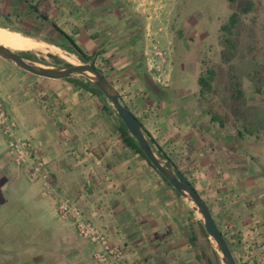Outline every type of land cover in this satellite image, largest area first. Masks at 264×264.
Returning a JSON list of instances; mask_svg holds the SVG:
<instances>
[{"label": "crops", "instance_id": "obj_1", "mask_svg": "<svg viewBox=\"0 0 264 264\" xmlns=\"http://www.w3.org/2000/svg\"><path fill=\"white\" fill-rule=\"evenodd\" d=\"M0 21L60 52L77 55L70 39L94 56L93 64L156 147L204 199L237 263L251 258L260 264L251 254L255 245L264 253V171H254L251 131L254 94L244 106V93L236 107L231 91L229 107L214 88L211 95L200 93L201 71L195 86L186 88L175 83L172 66L167 81L157 82L147 67L146 18L130 0H0ZM86 81L81 75L37 76L0 57V100L18 134L33 140L62 192L127 258L208 264V237L193 205L125 142L131 136L115 109ZM93 250L57 217L55 198L44 196L41 183L15 166L0 135V264H35L36 258H43L40 264H96Z\"/></svg>", "mask_w": 264, "mask_h": 264}, {"label": "rangeland", "instance_id": "obj_2", "mask_svg": "<svg viewBox=\"0 0 264 264\" xmlns=\"http://www.w3.org/2000/svg\"><path fill=\"white\" fill-rule=\"evenodd\" d=\"M244 1L130 0L146 18L147 58L153 52L152 45L157 43L165 53L168 72L172 66L171 74L175 83L184 85L186 88L195 86L197 73L206 65H211L216 71L214 92L219 93L222 104L230 107L233 103L230 98L231 74L237 77L247 96L244 106L249 105L248 96L254 94L252 118L254 123L249 122L254 124L251 125L254 128L251 130H254V171H264V0H252L254 9L242 15L236 27L237 35L233 36L236 49L230 62L225 61L221 56L222 46L218 31L219 26L226 21L230 13L238 9ZM0 26L29 37L14 30L16 26L13 24L0 21ZM36 40L40 42L37 47L15 50L30 51L36 57L33 61L39 65H63L61 62L79 63L77 55L60 53L59 49L56 48V51L52 43L43 38L36 37ZM48 54L58 57L60 64H57ZM257 83L260 90L256 88ZM230 238L233 243L237 242L235 237ZM210 240L205 239L210 259L213 264H221L217 257L218 249ZM259 242L261 245V241ZM256 248L255 245L254 250ZM254 250L251 253L252 256L258 255L257 262L264 264L263 251L259 254L260 250ZM42 251L40 247L35 248L36 255L41 254ZM41 259L36 258L35 264L42 263L43 258ZM248 261L249 264H253L251 258Z\"/></svg>", "mask_w": 264, "mask_h": 264}, {"label": "water", "instance_id": "obj_3", "mask_svg": "<svg viewBox=\"0 0 264 264\" xmlns=\"http://www.w3.org/2000/svg\"><path fill=\"white\" fill-rule=\"evenodd\" d=\"M18 51L22 50H13L0 44V57L13 62L19 68L34 75L52 79L81 75L93 83L101 91L103 97L111 103L130 136L136 141L138 147L143 151L152 166L156 168L176 192L183 195L193 205L201 219L208 239H211L210 241H212L218 249L217 257L220 263L238 264L224 233L212 216L204 199L182 172L164 155L161 149L156 147L154 139L147 134L140 120L130 111L127 104L120 97L118 91L100 72L95 64L88 61H81L78 64L69 63L57 66L39 65L31 59L23 58L18 54Z\"/></svg>", "mask_w": 264, "mask_h": 264}, {"label": "built area", "instance_id": "obj_4", "mask_svg": "<svg viewBox=\"0 0 264 264\" xmlns=\"http://www.w3.org/2000/svg\"><path fill=\"white\" fill-rule=\"evenodd\" d=\"M152 51L147 58V67L157 82L165 83L169 74L166 69L165 53L157 43L152 45ZM0 135L6 140L7 149L15 166L22 168L29 180L41 183L44 196L55 198L57 217L70 222L77 235L93 246V259L96 264H140L127 258L124 250L111 241L106 231L94 225L77 203L62 192L55 176L36 150L33 140L18 134L17 123L1 100Z\"/></svg>", "mask_w": 264, "mask_h": 264}, {"label": "trees", "instance_id": "obj_5", "mask_svg": "<svg viewBox=\"0 0 264 264\" xmlns=\"http://www.w3.org/2000/svg\"><path fill=\"white\" fill-rule=\"evenodd\" d=\"M229 1H234V0H229ZM32 7L36 10L35 6H32ZM253 9H254L253 1L252 0H245L244 3L238 9L231 12L230 15L228 16V18L226 19V21L223 22L219 26L218 31H219V36H220V44L222 46L221 56L225 61H227V62L231 61L232 55L236 49V41L234 40L233 36L237 35L236 27L239 24V21H240L242 15L252 11ZM14 30H17V31H19L25 35L32 36L30 33L25 32L24 30L17 29V28ZM69 41L74 46V49L77 52V56L79 57V59L81 61H88V62L93 64L94 56L85 54L84 52H82L78 48V46H76V44L72 40L69 39ZM58 46H61V45H58ZM18 54H20L23 58H26V59H32V60L36 59L35 55L28 50L18 51ZM48 56L51 57L52 59H54L57 64H60V59L58 57H56L52 54H48ZM61 63L64 65L69 64L67 62H61ZM100 72L103 74V72L101 70H100ZM215 74H216V71H215L214 67L211 65H206L205 68H203V70L200 72V75L198 77V84L200 86V93L202 95H205V94L211 95L213 93L212 83H213ZM86 86L89 89H91L93 92H97L99 94H102L101 91L93 83H91L88 80L86 81ZM230 87H231V91H232V94H231L232 99L235 103V106L238 107L240 105V100L244 96V92H243V89L241 87L240 82L238 81L237 77L234 74H231ZM256 88H257V90H260L258 83L256 84ZM122 130L124 131V134H126L127 129L123 123H122ZM124 140L130 147H132L133 149H136L144 157H146L145 154L143 153V151L138 147V145H137L136 141L133 139V137L127 138L126 136H124ZM203 234L206 238L208 237L204 228H203ZM208 241H209V239H208ZM229 245H230V243H229ZM208 264H213V263L211 261H209Z\"/></svg>", "mask_w": 264, "mask_h": 264}, {"label": "bare ground", "instance_id": "obj_6", "mask_svg": "<svg viewBox=\"0 0 264 264\" xmlns=\"http://www.w3.org/2000/svg\"><path fill=\"white\" fill-rule=\"evenodd\" d=\"M26 37L20 33L13 32L0 26V44L15 49H29L39 46L38 40ZM75 62V61H74Z\"/></svg>", "mask_w": 264, "mask_h": 264}]
</instances>
